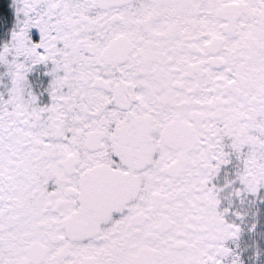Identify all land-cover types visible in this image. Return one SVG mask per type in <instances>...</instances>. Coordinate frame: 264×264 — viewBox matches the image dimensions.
<instances>
[{
	"label": "snow or ice",
	"instance_id": "1",
	"mask_svg": "<svg viewBox=\"0 0 264 264\" xmlns=\"http://www.w3.org/2000/svg\"><path fill=\"white\" fill-rule=\"evenodd\" d=\"M0 264H264V0H0Z\"/></svg>",
	"mask_w": 264,
	"mask_h": 264
}]
</instances>
